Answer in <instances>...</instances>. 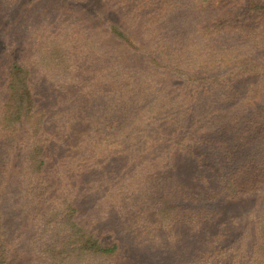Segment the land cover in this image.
I'll use <instances>...</instances> for the list:
<instances>
[{
	"label": "rangeland",
	"instance_id": "rangeland-1",
	"mask_svg": "<svg viewBox=\"0 0 264 264\" xmlns=\"http://www.w3.org/2000/svg\"><path fill=\"white\" fill-rule=\"evenodd\" d=\"M114 25L123 36L114 33ZM175 37L187 45L182 56L161 49L164 39ZM109 60L122 64L118 70L110 69L115 78L105 80L102 70ZM13 63L29 67L32 103L46 113L47 177L70 169L65 167L69 160L65 157L89 123L71 120L68 113L76 100L83 103L93 91L108 103L117 94L136 102L147 93L148 100L139 106L153 105V109L166 104V112L182 125L186 141L212 137L211 130L191 127L203 111L202 119L236 118L240 124L264 115V0H0V152L13 154L1 200V233L9 245L0 244V260L38 264L52 256L50 248H57L72 256L63 264H87L89 253L78 242L83 230L55 229L50 216L33 225L16 207L22 196L24 155L36 133L34 116L20 118L13 107L5 111L6 98L13 91L8 88ZM225 79H230L226 86L221 82ZM225 91L228 98L223 100L220 95ZM205 104L217 110L201 107ZM75 112L80 114L74 109L71 116ZM7 138L14 142L3 144ZM164 145L160 156L127 160L114 153L107 157L105 152L99 168L77 175L72 169L67 180L75 190L76 222L103 245L118 244L112 264H200L195 257L206 238L215 243L212 247L229 251L219 264H244L240 249H253L252 253L262 242L264 189L210 202L221 212L199 227L195 203L179 201L170 183L160 185V190L153 187L156 179L173 180L193 191L216 187L219 182L212 170L202 167L180 145ZM99 174L113 184L107 197H103V189L110 187L106 181L92 183ZM147 179L152 182L145 183L143 190L165 191L158 215L162 227L151 236L150 229L143 233L133 225L132 217L126 220L127 211L118 202L122 187L129 191ZM222 228L228 232L221 238L217 234ZM159 231L163 242L156 236Z\"/></svg>",
	"mask_w": 264,
	"mask_h": 264
},
{
	"label": "trees",
	"instance_id": "trees-1",
	"mask_svg": "<svg viewBox=\"0 0 264 264\" xmlns=\"http://www.w3.org/2000/svg\"><path fill=\"white\" fill-rule=\"evenodd\" d=\"M255 7L262 8L259 5H255ZM113 31L117 36H123V32L116 25H114ZM167 39H164L163 42L160 41L161 49L164 48V52L173 53V56L176 53L182 56V52L187 46L184 41H179L176 37L175 40ZM121 64L109 60L108 65L102 70L104 79L115 78L116 75L110 73V69L118 70ZM29 75V67L17 63L11 65L8 88L13 91L6 98L5 104V111L12 110L13 107L14 113L18 117L32 118L34 116L35 119L32 126L36 138L30 137L32 143L28 145V150L24 155L25 160L21 174L22 196L20 201L16 202V207L20 209L23 218L33 225L43 223V219L50 216L55 220L52 223L55 229L60 226L58 229L63 228L65 232L73 231L74 227H78L81 232L83 230L82 235L78 238L82 241L78 242L89 253L90 262L87 264H112L110 258L119 246L116 243L103 245L93 235V232L81 228L80 224L76 222V212L78 211L74 203L75 190L67 180L72 169L73 173L77 175L76 173L79 171L87 172L95 167L99 168L102 163L100 159L111 153L121 159L136 160L141 158V155H147V157L162 155L165 143L172 142L180 145L185 152L196 157L202 167L212 170V174L219 184L216 187L193 191L180 183L172 182L173 180L158 178L153 187L158 186L160 190L162 189L160 185L170 183L179 201H193L195 203L193 213L199 227L206 222L215 220L221 212L218 206H212L210 202L218 201L223 196L250 195L264 189V115L260 116V119L240 124L236 118L228 120V117L216 116L202 119L206 113L203 111V115L191 127L196 130H211L213 131L212 137H189L186 141L187 137L182 125H178V119L171 115L170 111L166 112V104L157 105L153 109H151L153 105L150 108V105H147L148 107L139 106L140 103L148 100L147 93L143 97L140 96L136 102L126 96L122 98L129 100H122L118 94L110 103L104 102L101 98L95 97L98 91H93L83 103L80 98L76 100L75 106L71 109H79L80 114L75 112L71 116L72 110L70 109L69 119H82L89 125L80 132L70 154L65 157V160L69 159L64 163L65 167L70 166V169L57 171L54 176L47 177L45 172L47 162L43 149L49 143L50 137L45 128L44 116L46 113L42 109L38 110L36 103H32V94L28 88ZM218 79L221 80L222 76H219ZM229 81L230 79H225L221 82L226 86ZM220 96L224 97L223 100L227 99V91L222 92ZM201 107H209L213 112L217 110L213 104H205ZM179 122L181 123V121ZM13 142V139L7 138L2 143ZM105 152L108 153L102 155ZM12 156L11 152H0L1 245H9L1 233L3 220L1 200L6 188V178ZM151 179L140 183L138 187H132L133 189L129 191L122 187L118 201L123 204L121 205L122 210L127 211L126 214H123L126 220L130 221V217H132L134 220L132 224L141 229L143 233L150 229L148 236L153 235L155 230L158 231L157 227H162V219L158 215L165 198V191L161 194L157 191L143 190L142 187L145 183L152 182ZM101 181H106L110 185L103 189V197H107L113 184L111 185V181L107 180L103 174L92 179V183L95 185H99ZM149 187L152 185L150 184ZM167 193L171 194L170 191ZM169 222L172 221L169 220ZM65 224L67 226L70 224V226L64 228ZM44 228L47 232V227ZM227 232V228H222L217 236L225 237ZM156 236L159 242H163L164 236L161 231L157 232ZM261 236L260 249L256 247L257 249H254L252 253L250 250L253 249H240L239 254L241 252L240 256L244 264H264V219L262 220ZM211 243L214 242L210 238H206V244L199 248L195 259L201 262L200 264H219L229 252L226 249L212 247ZM49 252L52 253V256H48V261H39L38 264H63L67 257L72 258L70 254L66 253L68 250L50 248ZM202 260L204 261L202 262ZM5 262V259L0 260V264H5Z\"/></svg>",
	"mask_w": 264,
	"mask_h": 264
}]
</instances>
